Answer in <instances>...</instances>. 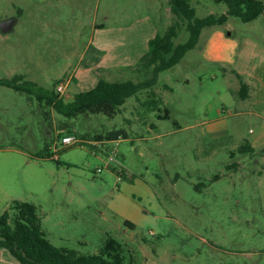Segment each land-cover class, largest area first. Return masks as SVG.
<instances>
[{
  "label": "rangeland",
  "instance_id": "1",
  "mask_svg": "<svg viewBox=\"0 0 264 264\" xmlns=\"http://www.w3.org/2000/svg\"><path fill=\"white\" fill-rule=\"evenodd\" d=\"M190 3L199 17L227 10L215 0ZM10 17L13 29L0 31V78L23 74L46 89L69 79L65 101L92 84L79 80V69L109 80L144 78L138 57L113 72L96 66L98 58L129 47L138 51L132 58L142 55L172 21L169 0H0V21ZM216 29L237 40L233 65L245 43L254 45L244 59L258 49L256 57L264 56V11L247 22L230 15L204 27L198 43L159 72L154 96L138 91L112 116L65 117L35 95L0 85V213L12 199L32 202L54 245L97 253L113 237L138 264H264V148L236 150L264 123L242 112L247 102L234 93L229 65L203 55ZM187 38L183 26L174 43ZM165 108L170 116L158 117ZM112 130L126 137L110 143ZM64 134L77 141L63 145Z\"/></svg>",
  "mask_w": 264,
  "mask_h": 264
},
{
  "label": "trees",
  "instance_id": "2",
  "mask_svg": "<svg viewBox=\"0 0 264 264\" xmlns=\"http://www.w3.org/2000/svg\"><path fill=\"white\" fill-rule=\"evenodd\" d=\"M215 1L224 2L227 10L220 14L209 13L199 17L190 0H169L171 23L164 33H156L147 41L146 51L135 62L137 70H144L147 73L142 79L109 80L99 76L94 86L76 92L70 101L63 100L55 87L46 89L34 81L26 80L23 74L0 78V85L35 95L49 110H55L65 117L85 112H100L112 116L120 110L127 97L141 90H151L157 84L159 72L178 63L184 54L198 43L204 27L221 26L230 15L245 22L251 21L264 11V0ZM183 26L188 31V38L175 44L174 38ZM249 88L248 83L244 81L239 83L238 95L241 99L249 96ZM150 94L155 95L152 90ZM152 96H148L147 103L155 105L157 99ZM43 112L47 116L48 112ZM169 116L167 108L163 114L158 115L165 118ZM119 136L126 137V134L123 131L112 130L105 135V139ZM97 137L102 138L101 135ZM236 150L241 153H253L255 148L246 141ZM114 169L118 176L124 178L122 167ZM199 184L202 183L197 185ZM124 224L135 228L131 221L125 220ZM0 248L7 249L22 264H138L133 254L127 256L122 243L113 237H107L97 253H83L54 245L42 228L37 205L20 199H12L8 207L0 213Z\"/></svg>",
  "mask_w": 264,
  "mask_h": 264
},
{
  "label": "crops",
  "instance_id": "3",
  "mask_svg": "<svg viewBox=\"0 0 264 264\" xmlns=\"http://www.w3.org/2000/svg\"><path fill=\"white\" fill-rule=\"evenodd\" d=\"M226 26V25H225ZM217 30V29H216ZM214 30V32L210 33L206 39V46L203 50V55L206 54L211 57V60L219 61L223 65L229 67L227 68L229 72L233 75V77L236 80V87L235 88V95H237V90L239 89V83L241 81H244L248 83L249 85V96L245 99H241L243 102H247L246 105L243 104V113H250L253 114L256 118L261 119L260 121L264 123V101L262 100V97L264 96V56L261 55L260 57H256L261 51V49L254 50L256 53L253 54L251 57L244 59L243 55L249 50V48L254 44H242V47L239 49V60L238 64L235 66L233 63H235V60L232 59L233 53H237V47L238 43L237 40L234 38V34L229 32H224L221 30ZM144 49H142L141 54H143ZM138 51H131V47H129L126 50H122L121 52L118 51L117 53L115 51H112L108 57L98 58V63L96 61V55L95 58L92 59V63L96 64V66L102 65L103 69H111L109 71L115 70V68L121 64L129 63V61H134L137 57L139 58L141 55L137 54L135 58H132L134 55H136ZM224 52V54H222ZM262 52V51H261ZM96 54V53H95ZM91 59V58H90ZM256 59V61H255ZM95 60V61H94ZM91 62H87V64L91 65ZM86 65V63H85ZM114 65H117L114 68ZM91 68H83L79 69L78 76L79 80L81 82H90L92 83L90 88L94 86L96 81L99 78V75H95L94 73L90 72ZM240 74H238V73ZM74 78V75L70 78L71 80ZM78 80V78H77ZM254 88H257V91L254 92ZM253 99L252 100V98ZM238 98V96H237ZM247 100V101H246ZM261 103L263 107L261 109H257L255 105ZM241 107V108H242ZM259 121V122H260ZM213 132H216V127H211ZM261 131H252L250 135V140L247 139V141L255 148V151H258L260 149L264 148V128H260ZM258 137V138H256ZM261 138L263 141L262 143H256L255 141ZM112 143V142H110ZM254 151V152H255ZM128 221H131L129 219H126ZM134 225L135 223L131 221ZM0 264H22L19 262L7 249L0 248Z\"/></svg>",
  "mask_w": 264,
  "mask_h": 264
},
{
  "label": "built area",
  "instance_id": "4",
  "mask_svg": "<svg viewBox=\"0 0 264 264\" xmlns=\"http://www.w3.org/2000/svg\"><path fill=\"white\" fill-rule=\"evenodd\" d=\"M69 79L65 80V81H60L58 83L55 84V90L61 94L62 92H64L65 88H66V84L68 83ZM120 136L118 138H114V139H110L109 142L115 143L119 140ZM77 141L76 137L70 134H64L63 136H61V143L63 145H70V144H74ZM99 143V142H98ZM97 143V144H98ZM52 152H53V156L57 157V152H58V148L57 145H54V147L52 148ZM117 151H116V147H112L111 150V154L109 155L108 159L112 160L114 156H116ZM110 166V165H107Z\"/></svg>",
  "mask_w": 264,
  "mask_h": 264
},
{
  "label": "water",
  "instance_id": "5",
  "mask_svg": "<svg viewBox=\"0 0 264 264\" xmlns=\"http://www.w3.org/2000/svg\"><path fill=\"white\" fill-rule=\"evenodd\" d=\"M16 19L14 17L6 18L0 21V31L2 33H7L11 31L14 27Z\"/></svg>",
  "mask_w": 264,
  "mask_h": 264
}]
</instances>
